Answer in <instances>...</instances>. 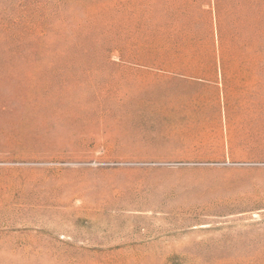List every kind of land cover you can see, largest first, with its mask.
I'll use <instances>...</instances> for the list:
<instances>
[{
  "label": "rangeland",
  "instance_id": "374dc122",
  "mask_svg": "<svg viewBox=\"0 0 264 264\" xmlns=\"http://www.w3.org/2000/svg\"><path fill=\"white\" fill-rule=\"evenodd\" d=\"M0 264H264V0H0Z\"/></svg>",
  "mask_w": 264,
  "mask_h": 264
}]
</instances>
